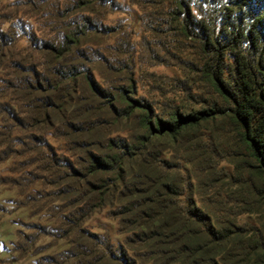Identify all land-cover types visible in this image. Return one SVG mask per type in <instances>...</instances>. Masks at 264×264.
I'll return each instance as SVG.
<instances>
[{"label": "trees", "instance_id": "trees-1", "mask_svg": "<svg viewBox=\"0 0 264 264\" xmlns=\"http://www.w3.org/2000/svg\"><path fill=\"white\" fill-rule=\"evenodd\" d=\"M54 2L43 12L54 18L45 28L55 32L59 27L65 32L57 36L55 45L46 43L44 52L56 61L75 63L83 59L78 49L82 40L89 35L112 33V27L102 19L121 6L116 0ZM132 4L139 10L137 18L144 33L154 32L155 39L176 45L177 54L169 56L182 78L148 75L161 84L154 89L164 94L165 81L169 91L181 94L185 103L171 107L167 117L161 118L146 99L132 98L133 58L129 56L122 58L126 61L123 82H128L129 87L116 88L109 97L124 104V114L140 113L141 125L147 131L143 139L165 136L175 141L198 134L199 158L205 164L206 175L204 179L195 175L175 177L155 157L147 156L140 160L127 186L122 156L130 159L133 153L125 144L120 153L88 158L86 172L97 179L88 181L89 193L95 200L92 206L87 203L85 207L89 212L101 211L112 202L120 184L134 196L116 210L119 231L128 232L122 225L131 222L136 229L124 238L132 254L137 255L134 243H138L155 250L148 253L158 264H264V0H206V8L195 0H132ZM14 12L29 18L32 9L24 5ZM12 16L11 20L17 18ZM67 18L63 24L61 20ZM10 25L7 31L0 28V65L12 67L22 62L19 57L14 59L15 43L29 35L28 24L24 26L21 20ZM188 40L195 43L193 47H189ZM189 48L195 51L190 54L193 57H182ZM40 51L31 47L26 58L22 57L30 62L31 73L36 72L34 63L43 64ZM136 58H140L139 54ZM75 69L67 67L66 76L72 83L78 78L76 74L81 75L95 96L104 94L87 67H82L83 71ZM53 73L58 79L66 78L58 68ZM230 142L232 155L227 147ZM108 146L114 150L113 142ZM229 155L233 158L232 172L218 167L219 161ZM155 160L161 169L151 175L145 169L156 167L152 164ZM101 174H111L110 183L99 177ZM108 214L112 216V211ZM128 216L133 221H128ZM243 216L248 219L237 223ZM90 243L102 260L117 256L107 237L90 239ZM76 249L73 258L77 262L84 255L81 247ZM118 252V264H134L124 249Z\"/></svg>", "mask_w": 264, "mask_h": 264}, {"label": "rangeland", "instance_id": "rangeland-1", "mask_svg": "<svg viewBox=\"0 0 264 264\" xmlns=\"http://www.w3.org/2000/svg\"><path fill=\"white\" fill-rule=\"evenodd\" d=\"M54 1L0 0V28L7 31L10 24L19 19L24 26L28 24L29 35L28 39L14 45V59L21 58V64L0 65V264H118L121 249L134 264H158L154 255L149 254L155 251L153 248L150 251L148 246L134 243L137 255L129 250L124 238L130 230H136L132 222L122 225L123 231L128 232L118 230L116 210L134 198L131 193V196L127 194L128 190L121 189L119 184L112 202L99 212H89L85 207L87 203L92 206L95 200L89 193L88 181L96 182L97 179L86 172V165L91 155L120 153L126 144L133 153L130 159L122 156L127 186L140 160L149 156L164 164L172 176L205 178V164L198 152V134L175 141L165 136L143 139L147 131L141 125L140 113L124 114V104L115 103L109 97L114 95L116 88L129 87L128 82H123L126 61L122 59L129 56L133 58L130 67L133 66L134 90L129 92L132 98L146 99L161 118L167 117L171 107H181L185 103L181 94L169 91L165 81V92L160 94L154 87L161 84L148 76L182 78L169 56L177 54L176 45L155 39L154 32L144 33L137 18L139 10L132 0H116L121 5L120 10L102 19V23L112 27V33L89 35L82 40L78 49L83 59L79 63L56 61L43 49L46 43L55 45L57 36L65 32L59 27L55 32L45 28L54 18L43 12H47ZM195 1L206 8V0ZM24 5L32 9L29 18L14 12ZM12 15L17 18L11 20ZM68 20L61 21L64 24ZM141 38L148 45L143 44ZM152 40L158 41L161 47ZM188 42L189 47L195 44ZM31 47L39 52L42 50L40 60L43 64L34 63V73L29 68L30 62L22 58H26L25 53L30 52ZM194 52L193 48L185 49L181 56L193 57L190 54ZM138 54L140 58H136ZM69 66L76 71L87 67L90 77L104 94L95 96L81 75L76 74L78 78L72 83L66 76ZM54 68L62 71L66 78L58 79ZM110 141L114 150L108 146ZM230 146L231 142L227 147ZM231 149H228L230 155ZM230 155L220 160L218 167L232 172ZM152 164L157 168L145 169L151 175L161 169L156 160ZM99 177L110 183L113 176L101 174ZM108 211H112V216ZM127 219L133 221L132 216ZM247 219L243 216L237 223ZM98 237L108 238L117 253L114 260H102L92 250L90 239ZM76 246L83 249L84 255L77 262L73 258Z\"/></svg>", "mask_w": 264, "mask_h": 264}]
</instances>
